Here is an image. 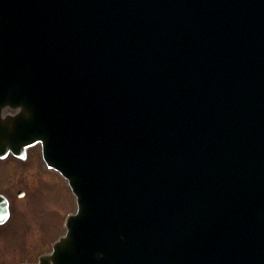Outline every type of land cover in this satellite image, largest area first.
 <instances>
[{
	"label": "water",
	"instance_id": "95a60500",
	"mask_svg": "<svg viewBox=\"0 0 264 264\" xmlns=\"http://www.w3.org/2000/svg\"><path fill=\"white\" fill-rule=\"evenodd\" d=\"M35 146L77 203L38 264H264V0H0V159Z\"/></svg>",
	"mask_w": 264,
	"mask_h": 264
},
{
	"label": "flooded vegetation",
	"instance_id": "af4514ba",
	"mask_svg": "<svg viewBox=\"0 0 264 264\" xmlns=\"http://www.w3.org/2000/svg\"><path fill=\"white\" fill-rule=\"evenodd\" d=\"M23 178H11L20 175ZM66 192L60 175L42 162L0 161V196L8 207L0 213V264H35L41 255L50 252L53 243L64 233V213L54 226L52 211L45 206L35 212L36 203L48 198L63 206L59 194ZM19 220L20 225H16ZM17 239L15 244L13 241Z\"/></svg>",
	"mask_w": 264,
	"mask_h": 264
},
{
	"label": "rangeland",
	"instance_id": "374dc122",
	"mask_svg": "<svg viewBox=\"0 0 264 264\" xmlns=\"http://www.w3.org/2000/svg\"><path fill=\"white\" fill-rule=\"evenodd\" d=\"M10 161H14V159L12 157H9L2 162L9 163ZM26 161H28V162L29 161L30 162H41L42 161L39 146H35V147L28 150ZM9 177L16 179V178H21V177L23 178L24 176H22V174H20V175H15V176L10 175ZM65 187H66V192L62 191V194H59L60 199H62V198L64 199L63 206L53 204L48 198H44V200L42 202L39 200L35 206V212L38 214L41 213L44 206L49 211H52L53 219H54V226H56L57 221H59L61 214L64 213V217L67 218L70 214H72L73 210L75 209L74 197L71 194L68 187L66 186V184H65ZM16 225H18V226L20 225L19 220L16 221ZM13 242L16 244L18 242V240L14 239Z\"/></svg>",
	"mask_w": 264,
	"mask_h": 264
}]
</instances>
